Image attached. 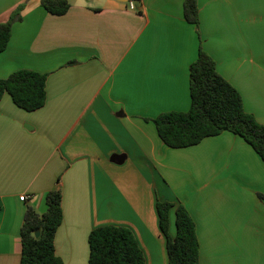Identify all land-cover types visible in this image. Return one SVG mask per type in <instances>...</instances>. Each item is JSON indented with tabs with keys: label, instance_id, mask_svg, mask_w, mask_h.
Returning <instances> with one entry per match:
<instances>
[{
	"label": "crops",
	"instance_id": "1",
	"mask_svg": "<svg viewBox=\"0 0 264 264\" xmlns=\"http://www.w3.org/2000/svg\"><path fill=\"white\" fill-rule=\"evenodd\" d=\"M69 3L55 16L42 0H0V24L24 6L0 79L49 75L43 108L0 102V264L22 263L27 208L44 214L55 189L64 264H89L90 233L109 225L132 230L146 264H169L158 202L192 216L199 264H264V160L231 132L170 148L152 122L190 110V67L202 49L264 125V0H198L199 27L186 21L185 0Z\"/></svg>",
	"mask_w": 264,
	"mask_h": 264
},
{
	"label": "trees",
	"instance_id": "2",
	"mask_svg": "<svg viewBox=\"0 0 264 264\" xmlns=\"http://www.w3.org/2000/svg\"><path fill=\"white\" fill-rule=\"evenodd\" d=\"M42 5L55 16L66 15L71 6L69 0H42ZM23 9L24 6L19 7L9 22L0 24V54L7 50L13 25L21 19ZM184 15L188 23L199 27L198 0H185ZM48 76L24 69L0 79V102L9 95L17 107L27 112L43 108ZM190 86L189 111L164 113L152 121L163 143L182 149L196 146L208 137L231 132L243 138L264 160V125L245 111L239 91L219 74L216 62L202 49L190 67ZM46 206L47 211L42 215L32 206L27 208L21 229V264H64L55 249V236L63 222L60 189L47 194ZM157 210L162 233L167 238L169 264H199L196 225L186 207L158 202ZM173 210L177 229L174 238L169 232ZM38 231L40 238H36ZM89 245V264H146L144 253L129 228L113 225L96 228L90 233Z\"/></svg>",
	"mask_w": 264,
	"mask_h": 264
},
{
	"label": "built area",
	"instance_id": "3",
	"mask_svg": "<svg viewBox=\"0 0 264 264\" xmlns=\"http://www.w3.org/2000/svg\"><path fill=\"white\" fill-rule=\"evenodd\" d=\"M128 3H129V5H130L131 9H134V2H133V0H130ZM20 200H21L22 202H26V201L28 200V197H27L26 195L21 196V197H20Z\"/></svg>",
	"mask_w": 264,
	"mask_h": 264
},
{
	"label": "water",
	"instance_id": "4",
	"mask_svg": "<svg viewBox=\"0 0 264 264\" xmlns=\"http://www.w3.org/2000/svg\"><path fill=\"white\" fill-rule=\"evenodd\" d=\"M117 1H119V2H121V3H128L130 0H117ZM36 238H40V231H38V232L36 233Z\"/></svg>",
	"mask_w": 264,
	"mask_h": 264
},
{
	"label": "rangeland",
	"instance_id": "5",
	"mask_svg": "<svg viewBox=\"0 0 264 264\" xmlns=\"http://www.w3.org/2000/svg\"><path fill=\"white\" fill-rule=\"evenodd\" d=\"M136 0H133V2H135Z\"/></svg>",
	"mask_w": 264,
	"mask_h": 264
}]
</instances>
